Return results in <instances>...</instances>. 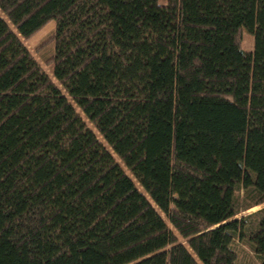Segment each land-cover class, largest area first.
I'll use <instances>...</instances> for the list:
<instances>
[{
  "label": "trees",
  "instance_id": "trees-1",
  "mask_svg": "<svg viewBox=\"0 0 264 264\" xmlns=\"http://www.w3.org/2000/svg\"><path fill=\"white\" fill-rule=\"evenodd\" d=\"M262 204L264 0H0V264H264Z\"/></svg>",
  "mask_w": 264,
  "mask_h": 264
},
{
  "label": "rangeland",
  "instance_id": "rangeland-1",
  "mask_svg": "<svg viewBox=\"0 0 264 264\" xmlns=\"http://www.w3.org/2000/svg\"><path fill=\"white\" fill-rule=\"evenodd\" d=\"M168 0H158L160 5H165ZM54 21L48 22L40 31H38L35 35H33L28 40H25L26 46L32 52L33 56L38 60L41 67L45 70V72L51 75V66L48 63V58L54 52V42L51 40V35L54 30ZM242 48L245 51H251L253 49V37L250 34L244 33L242 36ZM264 207V204L253 206L247 210H241L235 218H241L248 214H252L261 208ZM182 241V239H180ZM235 250L238 254V260L242 264H252L257 262L256 257L253 253L241 242L235 243Z\"/></svg>",
  "mask_w": 264,
  "mask_h": 264
}]
</instances>
